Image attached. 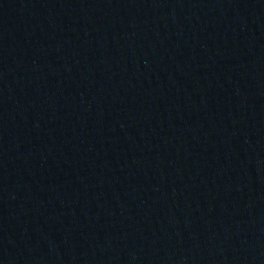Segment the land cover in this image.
Here are the masks:
<instances>
[{
    "label": "water",
    "instance_id": "water-1",
    "mask_svg": "<svg viewBox=\"0 0 264 264\" xmlns=\"http://www.w3.org/2000/svg\"><path fill=\"white\" fill-rule=\"evenodd\" d=\"M0 264H264V0H0Z\"/></svg>",
    "mask_w": 264,
    "mask_h": 264
}]
</instances>
